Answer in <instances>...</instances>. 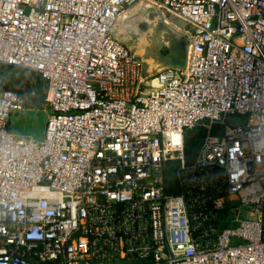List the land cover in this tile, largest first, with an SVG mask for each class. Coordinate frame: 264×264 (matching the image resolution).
<instances>
[{
  "label": "built area",
  "instance_id": "2783aa9c",
  "mask_svg": "<svg viewBox=\"0 0 264 264\" xmlns=\"http://www.w3.org/2000/svg\"><path fill=\"white\" fill-rule=\"evenodd\" d=\"M130 1L0 0V62L47 106L18 135L0 91V264H264V0H154L189 43L151 76L112 33Z\"/></svg>",
  "mask_w": 264,
  "mask_h": 264
},
{
  "label": "rangeland",
  "instance_id": "374dc122",
  "mask_svg": "<svg viewBox=\"0 0 264 264\" xmlns=\"http://www.w3.org/2000/svg\"><path fill=\"white\" fill-rule=\"evenodd\" d=\"M112 33L142 60L146 76L175 66L177 51L185 55L182 67L187 61L189 26L154 0H131L119 14ZM228 120L240 123L245 117L230 115ZM244 208L243 218L250 219Z\"/></svg>",
  "mask_w": 264,
  "mask_h": 264
},
{
  "label": "trees",
  "instance_id": "16d2710c",
  "mask_svg": "<svg viewBox=\"0 0 264 264\" xmlns=\"http://www.w3.org/2000/svg\"><path fill=\"white\" fill-rule=\"evenodd\" d=\"M13 90L23 99L26 107L31 109H45L46 82L39 73L17 66L0 62V91ZM202 129L193 130L186 137L185 155L191 160L201 143Z\"/></svg>",
  "mask_w": 264,
  "mask_h": 264
},
{
  "label": "water",
  "instance_id": "95a60500",
  "mask_svg": "<svg viewBox=\"0 0 264 264\" xmlns=\"http://www.w3.org/2000/svg\"><path fill=\"white\" fill-rule=\"evenodd\" d=\"M184 57L185 55L182 52L177 51L175 66L172 67H182ZM143 74L145 75L144 65ZM46 117L47 111L45 109H25L13 113L6 122V128L15 134L31 136L33 139L41 141L43 139ZM10 119L12 123L9 122Z\"/></svg>",
  "mask_w": 264,
  "mask_h": 264
},
{
  "label": "bare ground",
  "instance_id": "6f19581e",
  "mask_svg": "<svg viewBox=\"0 0 264 264\" xmlns=\"http://www.w3.org/2000/svg\"><path fill=\"white\" fill-rule=\"evenodd\" d=\"M250 188H251V187L249 186V187L246 188V190H249Z\"/></svg>",
  "mask_w": 264,
  "mask_h": 264
},
{
  "label": "flooded vegetation",
  "instance_id": "af4514ba",
  "mask_svg": "<svg viewBox=\"0 0 264 264\" xmlns=\"http://www.w3.org/2000/svg\"><path fill=\"white\" fill-rule=\"evenodd\" d=\"M129 49V48H128ZM130 50V49H129Z\"/></svg>",
  "mask_w": 264,
  "mask_h": 264
},
{
  "label": "crops",
  "instance_id": "0c3cea01",
  "mask_svg": "<svg viewBox=\"0 0 264 264\" xmlns=\"http://www.w3.org/2000/svg\"><path fill=\"white\" fill-rule=\"evenodd\" d=\"M131 51V50H130Z\"/></svg>",
  "mask_w": 264,
  "mask_h": 264
}]
</instances>
